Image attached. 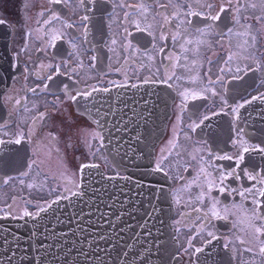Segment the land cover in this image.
Returning a JSON list of instances; mask_svg holds the SVG:
<instances>
[{
	"label": "flooded vegetation",
	"instance_id": "1",
	"mask_svg": "<svg viewBox=\"0 0 264 264\" xmlns=\"http://www.w3.org/2000/svg\"><path fill=\"white\" fill-rule=\"evenodd\" d=\"M0 20L10 27L11 54L0 217L38 215L77 190L90 159L77 154L78 172L59 168L60 127L72 116L86 120L101 150L84 115L93 93L158 84L172 95L154 145L173 209L169 264H264V197L256 191L264 188V0H0ZM19 88L29 101L9 100ZM69 128L72 152L79 134L87 139ZM241 144L250 150L238 161Z\"/></svg>",
	"mask_w": 264,
	"mask_h": 264
},
{
	"label": "water",
	"instance_id": "2",
	"mask_svg": "<svg viewBox=\"0 0 264 264\" xmlns=\"http://www.w3.org/2000/svg\"><path fill=\"white\" fill-rule=\"evenodd\" d=\"M9 34L0 23V104L10 76ZM146 90L130 88L117 102L111 98L114 114L100 113H108L102 105L91 112L102 149L119 173L85 166L79 192L37 216L0 218V264H169L177 246L169 182L153 162L170 96L160 87Z\"/></svg>",
	"mask_w": 264,
	"mask_h": 264
},
{
	"label": "rangeland",
	"instance_id": "3",
	"mask_svg": "<svg viewBox=\"0 0 264 264\" xmlns=\"http://www.w3.org/2000/svg\"><path fill=\"white\" fill-rule=\"evenodd\" d=\"M25 18H26V16H25ZM23 32H25V31H23ZM7 54H8V58H10V60H11V54H10L9 50H8ZM27 80L31 84H35L37 82V80L32 78V77L27 78ZM31 86H34V85H31ZM25 94L26 93L22 92L21 89L19 88L17 92L13 91L12 96L10 97L9 100L13 101V102L16 100H20V99H23V101L28 100L27 98H24ZM0 111L2 113H4V111H5L4 106H3V101L0 104ZM74 126H77L76 129H78L79 131L86 132L85 137L87 140L83 144V138L79 134L76 139H77V143L80 142V146L78 148L75 147L72 150V152H69L66 149L67 144H68L67 139H68V136H70V133H68V131L70 129L69 127H74ZM7 129L8 128L2 129L1 134H5L7 132ZM60 129H61V136H60L59 144H60V147L64 149L65 158H66L65 164L63 163V166L65 165L66 169H63V166H61V167H59L61 170L66 171L68 168H70V169L75 168V170L78 172L79 164L77 162H75V157L79 153L82 156H84V158L86 160L90 159L88 161L89 163H87V166H91L93 164H96L99 167L104 168L105 171H107L108 173H110L109 171L113 172V169L110 166L109 162L107 161L106 157L104 156L103 152L101 150H99L97 148V144L94 143V131H93L92 127L87 123L86 120H83V119H77L76 120L72 116V117L68 118L67 120L62 121V125H61ZM44 149H47V146H44ZM40 155H43V153H41ZM76 178L78 181L79 176H77ZM47 207H49V205ZM5 217H10V216H4V217H0V218H5Z\"/></svg>",
	"mask_w": 264,
	"mask_h": 264
},
{
	"label": "snow or ice",
	"instance_id": "4",
	"mask_svg": "<svg viewBox=\"0 0 264 264\" xmlns=\"http://www.w3.org/2000/svg\"><path fill=\"white\" fill-rule=\"evenodd\" d=\"M221 11H223V9H221ZM85 19H86V18H85ZM211 19L215 20V19H218V17L213 16V17H211ZM0 23H4V21L0 20ZM238 71H239V69H238ZM253 99H255V97H253ZM242 106H243V105H240V107H242ZM17 143H19V141H17ZM234 143H236V142L234 141ZM240 146H241L242 151H241V154L237 157V160H238V161L243 160V158H244V157H243V153H246V152H248V151L250 150L248 147L244 146L243 144H241ZM259 151H260V152H264V148H260ZM219 159L231 160L232 157H231V156H227V155H225V156L219 157ZM227 175H231V173H228V174H226V175H222L221 178H220V179H221V182H222L224 179L227 178ZM237 178H239V177H237ZM248 178H249V179H252V180H255V179H256V177H255V176H252V175H249ZM260 182H261V183H264V177L261 178V181H260ZM220 191L223 192V191H224V188L221 187V188H220ZM246 191L251 192L252 190H251V189H248V190H246ZM256 191H257V193H258V195H259L260 197H264V188L257 189ZM243 194H244V193H241V195H243ZM254 203H257V204H258L259 202L254 200ZM25 214L27 215V213H25ZM214 214H215V213H214ZM255 231H256L257 233H259V232H261L262 230H261L260 228H256ZM197 251H199V250H197ZM259 252H260L261 255H264V244H262V246L259 248Z\"/></svg>",
	"mask_w": 264,
	"mask_h": 264
}]
</instances>
